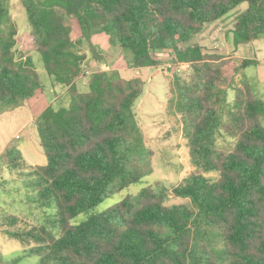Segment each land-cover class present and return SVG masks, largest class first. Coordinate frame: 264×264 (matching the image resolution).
Here are the masks:
<instances>
[{
	"label": "trees",
	"instance_id": "obj_1",
	"mask_svg": "<svg viewBox=\"0 0 264 264\" xmlns=\"http://www.w3.org/2000/svg\"><path fill=\"white\" fill-rule=\"evenodd\" d=\"M21 3L33 50L53 84L66 88L68 103L49 104L32 124L47 159L33 173L42 205L55 210L47 219L55 231L7 215L0 221L3 233L41 252L42 264H264V100L244 73L258 61L237 63L197 43L179 46L241 5L233 45L264 37V0ZM66 18L76 21L78 38L72 39ZM103 32H110L113 47L130 52L129 67L158 68L166 55L190 64L191 72L174 76L172 92L192 170L170 189L157 182L73 224L146 173L131 164L144 148L134 112L144 80L96 70L84 90L77 83L89 63L84 48L98 58L92 36ZM17 34L8 3L0 0V113L42 88L33 57L17 56ZM220 139L234 140L233 147H220ZM142 154L149 158L151 152ZM6 158L9 169H16L22 154L11 148ZM170 193L188 202L167 205Z\"/></svg>",
	"mask_w": 264,
	"mask_h": 264
},
{
	"label": "rangeland",
	"instance_id": "obj_2",
	"mask_svg": "<svg viewBox=\"0 0 264 264\" xmlns=\"http://www.w3.org/2000/svg\"><path fill=\"white\" fill-rule=\"evenodd\" d=\"M6 1L11 16L18 28L17 37L19 43L16 46L17 56L31 55L36 63L41 83L44 86L47 82L51 83V78L42 67L38 55L33 50L30 26L21 0ZM56 9L59 13H64L62 8L58 7ZM70 24H74V26L78 28L75 20L70 22ZM72 36L75 38L74 33H72ZM111 36L110 32L93 35L92 43L96 51L106 58L107 51H113L117 48L119 49V52H117L122 55V62L127 64L130 59V52L128 50L122 52L120 48L113 47L110 43ZM192 43H194V37H190L180 43L179 46L185 47ZM84 51L92 60L90 50L85 47ZM120 55L114 54L113 56L119 57ZM165 58L160 71L156 73L155 79L152 77L154 81H148V85L151 87L145 86L143 91L144 94H142L141 98H139L134 105L136 120L144 138L143 149L149 150L151 154L149 158L143 154V156H141V151L143 152V149H141V151L138 149V154L131 158L133 160H130L131 164H134L138 170L146 173L142 175L138 182L128 187L117 189L114 193L97 204L92 210L80 213L71 223H80L87 219L89 214L102 212L126 196L136 195L142 188L155 186L157 182L170 189L179 184L192 170L182 119L180 114L176 111V100L172 92L174 76L177 74L187 75L191 72L192 68L190 66L188 70L176 72L177 65L173 63L171 57L166 55ZM236 62L240 63L241 60L238 61L236 59ZM88 68L89 65L86 69ZM254 68L253 66H249L245 71L250 72L251 69L255 70ZM91 69L101 70L97 65H95V68ZM53 85L57 92H62L63 86L59 84ZM147 89L148 91L152 89V93L147 94ZM143 95H146L144 101L141 100ZM232 95L233 92L229 91V98H231ZM255 95L258 96L256 92ZM67 103V98L63 95L61 102H58V104L55 103L53 106L57 108L60 105H67ZM14 109H8L0 114L8 111L11 112V110ZM10 116L12 115L6 114L0 117V158L3 152H8L11 148H15L21 152L22 159L16 161V169H9L6 163L0 160V221L7 215H15L34 226L39 227L45 225L47 229L55 231V229L51 228V224L47 223L48 218H54L55 210L51 207L47 208L42 205L37 190V178L35 173H33L34 166L46 164V156L37 137L32 133V124L30 125L27 120L28 125L21 128L22 125L19 124L18 121L8 123L7 118H10ZM262 123L264 124V118L262 119ZM218 143L220 147L224 146V149L229 150L233 147L234 140L220 139ZM6 152L4 158H6ZM2 169L3 171L1 172ZM150 169L151 172L147 173ZM187 202V199L175 197L170 193L167 205L183 204ZM2 229L5 230V228H0V264H42L41 252L30 251L31 246H23L19 241L10 239L3 233ZM9 229L17 230L19 227L13 226ZM218 245L219 244H213L215 247H218ZM49 264L52 263L50 262Z\"/></svg>",
	"mask_w": 264,
	"mask_h": 264
},
{
	"label": "crops",
	"instance_id": "obj_3",
	"mask_svg": "<svg viewBox=\"0 0 264 264\" xmlns=\"http://www.w3.org/2000/svg\"><path fill=\"white\" fill-rule=\"evenodd\" d=\"M242 6L243 5L237 6L234 9H232L230 12L225 14L223 17H221L220 19L204 25L201 31L194 36V43L201 45L210 52L214 51L224 55L230 54L234 56L238 61L245 58L257 60L258 64L252 65L253 67H255L254 68L255 70L251 69L250 72H246L245 69L247 68H245L244 73L246 74L254 93L256 92V94L261 99L264 100V37H261L251 43L241 44L238 47H235L232 43V39H233L232 29H233L234 20L235 17L242 12L243 10ZM73 21L74 20L71 18L65 19V23L72 26V33H74L75 35V38H73L71 33L72 39H76L80 36L79 35L80 30L76 28L74 24H70V22ZM117 51L119 52V49L117 48L114 49L113 51H107L106 58L102 56L99 52H97L99 54L98 58H92L91 60V57H88V60H90L88 61L89 71L90 72L96 71L95 69H91V68H95V65H97L101 70H117L122 77L127 79L133 77H141L145 82V86H149L148 81H154L156 73L159 72L162 67V66L158 68L153 66L141 67V68L129 67L126 63L122 62L121 60L122 55H120ZM114 54H118L120 56L115 57L113 56ZM90 75L91 74L84 75L79 79L77 83L80 89L82 90L85 89L88 77ZM151 90L148 91L147 89V94L152 93ZM62 92L61 93L57 92L52 82L51 83L47 82L45 86L42 84V88L37 89L33 97H31L28 100H24L21 106L15 108L14 110H11V112L8 111L6 113L4 112L0 114V117L6 114H11L12 116H10V118H7L8 123L18 121V123L22 125L21 128L26 127L28 123L31 125L33 124L34 119L49 104L53 105L55 103L58 104V102H61L63 95L66 96L67 94L65 87H63ZM145 96L146 95H143L141 99L142 101H144ZM27 120L29 121L28 123ZM31 129H32V125H31ZM32 133L35 135V137H37L34 131H32ZM5 152L2 153L0 160L6 163L7 165V158H4ZM2 171L3 169L1 170V172Z\"/></svg>",
	"mask_w": 264,
	"mask_h": 264
},
{
	"label": "built area",
	"instance_id": "obj_4",
	"mask_svg": "<svg viewBox=\"0 0 264 264\" xmlns=\"http://www.w3.org/2000/svg\"><path fill=\"white\" fill-rule=\"evenodd\" d=\"M177 65V69L175 70L176 72L179 71H184V70H188L190 68V64L189 63H175ZM85 75H89L91 74V72L89 70H86Z\"/></svg>",
	"mask_w": 264,
	"mask_h": 264
}]
</instances>
